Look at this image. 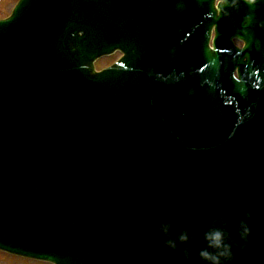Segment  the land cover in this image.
Listing matches in <instances>:
<instances>
[{"label":"water","instance_id":"water-1","mask_svg":"<svg viewBox=\"0 0 264 264\" xmlns=\"http://www.w3.org/2000/svg\"><path fill=\"white\" fill-rule=\"evenodd\" d=\"M241 1L245 50L262 52L257 2ZM101 3L21 0L0 21V238L31 255L3 251L54 264H213L201 253L227 246L220 264H264V167L250 152L262 145L231 121L227 148L220 97L264 98V74L238 82L217 61L200 72L187 58L181 94L158 97L138 78L156 62L142 45L107 43ZM120 47L122 62L96 73V59Z\"/></svg>","mask_w":264,"mask_h":264},{"label":"rangeland","instance_id":"rangeland-1","mask_svg":"<svg viewBox=\"0 0 264 264\" xmlns=\"http://www.w3.org/2000/svg\"><path fill=\"white\" fill-rule=\"evenodd\" d=\"M10 3L7 6V10L5 12V14L8 16L9 15V11L10 9L13 7V5L15 4L16 0H8ZM5 17V16H3ZM3 17H0L3 18ZM119 55L118 54H112L109 56H104L102 58H100V60H98V62L96 63V67L97 69H103L109 65H111L113 62H115L117 59H119ZM0 264H50L47 262H39V261H35V260H29V259H25L22 257H18V256H13L7 253H4L2 251H0Z\"/></svg>","mask_w":264,"mask_h":264},{"label":"clouds","instance_id":"clouds-1","mask_svg":"<svg viewBox=\"0 0 264 264\" xmlns=\"http://www.w3.org/2000/svg\"><path fill=\"white\" fill-rule=\"evenodd\" d=\"M249 2H255V0H249ZM245 233H247V229L245 228ZM217 244L215 245L217 248L220 247V236L219 234H217V236L215 237ZM201 256L203 259L205 260H212L213 264H220V259L224 258L225 260L230 259V250L228 249L227 246H224V249L222 251L219 252V254L217 256H211L208 253L204 252L201 253Z\"/></svg>","mask_w":264,"mask_h":264},{"label":"snow or ice","instance_id":"snow-or-ice-1","mask_svg":"<svg viewBox=\"0 0 264 264\" xmlns=\"http://www.w3.org/2000/svg\"><path fill=\"white\" fill-rule=\"evenodd\" d=\"M203 70L204 68L200 69L201 72ZM0 249L6 250L9 252H14L20 255H31V252L23 246L11 247V246L6 245L2 238H0ZM43 259H47V258L45 257Z\"/></svg>","mask_w":264,"mask_h":264},{"label":"flooded vegetation","instance_id":"flooded-vegetation-1","mask_svg":"<svg viewBox=\"0 0 264 264\" xmlns=\"http://www.w3.org/2000/svg\"><path fill=\"white\" fill-rule=\"evenodd\" d=\"M10 2L8 0H0V17L6 16L3 15L5 14L6 10H7V6ZM4 18V17H3ZM2 19V18H1ZM119 55V54H118ZM120 56V55H119ZM120 58V57H119ZM118 60V59H117ZM116 60V61H117ZM115 61V62H116Z\"/></svg>","mask_w":264,"mask_h":264}]
</instances>
